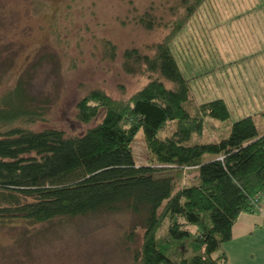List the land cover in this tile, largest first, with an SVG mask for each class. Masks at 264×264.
I'll list each match as a JSON object with an SVG mask.
<instances>
[{
  "label": "trees",
  "instance_id": "1",
  "mask_svg": "<svg viewBox=\"0 0 264 264\" xmlns=\"http://www.w3.org/2000/svg\"><path fill=\"white\" fill-rule=\"evenodd\" d=\"M202 1L175 0L161 38L144 51L121 50L120 69L146 81L125 99L84 92L74 118L83 124L100 117L82 132L53 126L0 132V218L31 225L124 208L141 217L130 264H225V254L213 252L230 238L237 214L254 211L253 196L264 195V132L250 114L230 119L221 98L192 99L169 44ZM132 19L144 29L160 24L151 6ZM102 48L113 58V44L103 40ZM6 93L21 99L15 109L1 104L0 122L29 114L20 79ZM206 117L227 124L226 134L217 137L221 123ZM139 129L156 166L134 163L130 142ZM185 167L195 173L178 186L173 174L158 173Z\"/></svg>",
  "mask_w": 264,
  "mask_h": 264
},
{
  "label": "rangeland",
  "instance_id": "2",
  "mask_svg": "<svg viewBox=\"0 0 264 264\" xmlns=\"http://www.w3.org/2000/svg\"><path fill=\"white\" fill-rule=\"evenodd\" d=\"M174 3L175 0H0V107L19 106L21 98L6 92L20 79L27 96L24 107L29 110V114L13 121L0 122V132L16 126L35 130L53 126L72 134L92 125L100 116L87 123L78 122L73 116L74 102L92 88L113 99H125L142 85L146 81L143 76H131L120 69V52L125 46L144 51L146 44L161 38L167 31L163 22L173 17L168 8ZM248 3L256 15L264 18L263 0H203L169 44L182 75L188 79L191 95L206 101L227 88L224 98L230 119L248 112L247 107L253 109L243 104L238 90L245 86L252 93V80L256 85L263 83L253 76L256 64L250 60L226 62L234 59V46L240 44V38L254 40L257 36L258 30L251 29L255 25L242 28L234 16L235 10ZM147 6H151L160 23L152 29H144L132 19ZM261 21L264 29V20ZM103 40L114 45L113 58L104 54ZM257 99L260 96L252 98L255 105ZM208 119L221 123L217 130L222 133L217 137L226 134L223 127L227 124ZM170 129L168 125L161 133ZM208 134L206 128L200 138L205 140ZM134 135L130 142L134 163L156 166L140 129ZM163 172L179 178L175 183L178 186L191 181L195 168L158 171ZM140 219L124 208L31 225L22 219L0 218V264H130L132 250L140 241Z\"/></svg>",
  "mask_w": 264,
  "mask_h": 264
},
{
  "label": "crops",
  "instance_id": "3",
  "mask_svg": "<svg viewBox=\"0 0 264 264\" xmlns=\"http://www.w3.org/2000/svg\"><path fill=\"white\" fill-rule=\"evenodd\" d=\"M234 12V16L239 20L237 25H242V28H245L251 23L255 25L254 27L251 26V29L258 30L255 33L257 36L254 40L240 38V44L237 43L234 46L236 48L234 59H229L226 62L230 61L235 64V62L239 61L240 63H247L250 60L251 63L256 64L255 71L252 74L255 78L263 80V83H259L257 86L252 80L253 87H250L252 93H249L245 86L240 88L238 93L243 98V104L245 106L250 104L253 108H245L244 106L248 112L243 113L241 116L250 114L254 120L256 130L261 134V132H264V107L258 108L256 106L264 105V29L261 26L263 24L261 20H264V18L256 15L255 9L249 3ZM241 68L243 69V67ZM245 75L248 81V75ZM191 78V83L194 86L196 82L193 74ZM241 82L243 83L244 81ZM224 93L228 94L227 88L220 90L216 96L224 101L228 109V101L224 98ZM255 95L260 96V99L256 100V105L252 102V98ZM192 99L198 103L204 102L201 96L197 97L195 94H192ZM229 102L233 104L231 98H229ZM261 208H263L261 213L243 211L235 217L230 228V238L222 241L219 248L213 252L215 255L223 252L225 254V264H264V195L261 198Z\"/></svg>",
  "mask_w": 264,
  "mask_h": 264
},
{
  "label": "built area",
  "instance_id": "4",
  "mask_svg": "<svg viewBox=\"0 0 264 264\" xmlns=\"http://www.w3.org/2000/svg\"><path fill=\"white\" fill-rule=\"evenodd\" d=\"M261 195L260 194H256L253 196V199H252V205H253V208L255 211H261L263 210V208H261Z\"/></svg>",
  "mask_w": 264,
  "mask_h": 264
}]
</instances>
